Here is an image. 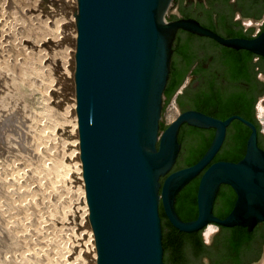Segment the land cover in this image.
<instances>
[{
    "label": "water",
    "instance_id": "1",
    "mask_svg": "<svg viewBox=\"0 0 264 264\" xmlns=\"http://www.w3.org/2000/svg\"><path fill=\"white\" fill-rule=\"evenodd\" d=\"M172 1L78 0V131L97 264H205L207 249L198 254L190 243L181 262L165 254L161 203L172 225L187 232L211 223L252 230L264 221V148L257 125L240 114L223 119L195 108L180 109L168 124L164 117V92L172 60L177 61L173 44L179 28L262 53L264 32L254 38L223 37L196 18L171 19V7L170 15L166 12ZM207 97L210 94L202 95ZM235 118L252 129L244 156L213 161ZM160 122L167 127L161 129ZM185 122L213 127L215 135L198 161L171 171L177 166L179 130ZM183 163L181 158L178 166ZM199 174L198 215L184 220L175 207L176 197ZM223 183L225 190L231 185L237 197L230 212L220 217L214 202ZM214 237L223 243L224 232Z\"/></svg>",
    "mask_w": 264,
    "mask_h": 264
},
{
    "label": "rangeland",
    "instance_id": "2",
    "mask_svg": "<svg viewBox=\"0 0 264 264\" xmlns=\"http://www.w3.org/2000/svg\"><path fill=\"white\" fill-rule=\"evenodd\" d=\"M0 5V19L6 24L0 28V174L5 178L0 179V207L7 213L0 222V246L9 237L23 236L22 246L13 244L0 250V264H12L9 254L17 251L21 264H94L75 151V80L71 74L76 1L0 0ZM31 7L42 8L43 26H30L31 15L25 12ZM10 31L16 34V41L30 39L17 51L18 66L13 49L3 51L1 47ZM180 111L173 97L164 111L165 123H171ZM262 116L259 113L264 129ZM30 171L31 188L34 182L39 188L7 195L6 189L24 187ZM11 202L24 204V208L17 210ZM33 208L37 222L30 220L35 215ZM14 221L16 226H11ZM29 228L45 231V240L33 239Z\"/></svg>",
    "mask_w": 264,
    "mask_h": 264
},
{
    "label": "flooded vegetation",
    "instance_id": "3",
    "mask_svg": "<svg viewBox=\"0 0 264 264\" xmlns=\"http://www.w3.org/2000/svg\"><path fill=\"white\" fill-rule=\"evenodd\" d=\"M171 12V19L196 18L202 25L223 37L254 38L264 32V0H173ZM208 42L213 48L208 47ZM173 47V54L177 58L175 64L179 72H182L186 66L183 60L184 54L193 58V63L186 70L184 79L176 92L178 108L181 110L198 109L194 103L203 99L202 95L206 93L218 94L227 101L241 96L244 100L249 101L253 117L261 124L258 111L259 103L264 100V53L225 45L212 36L184 28L178 29ZM234 58L249 61L247 77L232 76L231 65L226 60ZM190 77H192V83H190ZM185 124L187 123H183L179 130V137H182V140L177 164L175 163L177 166L173 167L171 171L186 166L185 163L178 166V163L181 158L183 161L185 160L191 146L199 145L206 135L215 134L213 127H199V132L186 136L183 127ZM187 125L190 130V125ZM228 133L227 128L225 140L219 151L231 147L227 142ZM188 138L191 140L189 141ZM258 142L264 148V129L262 127L258 128ZM224 185L220 187L222 196H217L214 202V213L218 216L228 214L233 207L229 208L225 202L226 196L232 193L233 187L229 185L225 190ZM210 226L213 228L209 238L206 239V231ZM220 231L224 232L223 243H219L214 237ZM250 231V238L236 250L228 243L233 232L232 227L211 223L197 231H184L182 235H188V238L182 239L183 248L178 262L188 255L185 251V244L190 243L192 247L194 237L201 235L207 249L205 264H257L264 250V221L259 222ZM179 233L181 234V232ZM180 264L192 263L186 261Z\"/></svg>",
    "mask_w": 264,
    "mask_h": 264
},
{
    "label": "trees",
    "instance_id": "4",
    "mask_svg": "<svg viewBox=\"0 0 264 264\" xmlns=\"http://www.w3.org/2000/svg\"><path fill=\"white\" fill-rule=\"evenodd\" d=\"M184 62L186 64L185 69L182 72H179L176 68L174 60H172V68L170 77L164 92L165 95V105L172 99V97L177 92L181 82L184 79L186 70L193 63V58L188 54H184ZM226 62L230 63L232 68V76L234 77H247V67L248 60H239L237 58L228 59ZM218 94L210 95L208 98L199 99L194 103V106L201 111L212 114L220 118H226L232 114L239 113L240 115L252 120L258 128H261V124L255 119L250 110L249 101L244 100L243 97L239 96L231 101L224 100L217 96ZM177 98V96H176ZM164 105V107H165ZM163 107V108H164ZM190 125V124H189ZM161 129L167 127L163 122H160ZM252 129L242 120L235 118L228 126V137L227 142L230 143V146L227 150L218 151L215 155L214 160L218 159H228V160H239L241 159L247 148V140L251 133ZM199 132V126L190 125V132ZM215 134L206 135L202 138L199 145L195 146L196 151L192 152L191 148L185 158V164L190 165L195 163L200 159V157L205 153L209 145L211 144ZM182 137H179L181 142ZM192 147V146H191ZM202 174L195 176L191 179L177 194L175 207L184 220H189L196 218L198 215V203H197V191L198 185ZM223 183L221 187L224 185ZM221 188L218 191L219 197L222 196ZM237 193L232 189V193L226 196L225 202L226 205L232 207L236 200ZM160 213L162 216V226H163V243L166 252H170L173 261H178L180 253L182 251V239L188 238V235H182L184 231H180L168 220L167 215L164 211L162 203L160 204ZM227 214H221L220 217H225ZM223 227H232L233 232L229 237L228 243L236 250L240 245L247 242L250 238L251 231L247 226L244 225H234V226H224ZM181 232V234L179 233ZM193 245L196 248L198 254L202 252L206 245L201 238V235L194 237ZM165 255V257H166ZM164 257V261H165ZM171 259V258H170ZM166 264V261H165Z\"/></svg>",
    "mask_w": 264,
    "mask_h": 264
},
{
    "label": "bare ground",
    "instance_id": "5",
    "mask_svg": "<svg viewBox=\"0 0 264 264\" xmlns=\"http://www.w3.org/2000/svg\"><path fill=\"white\" fill-rule=\"evenodd\" d=\"M65 1V0H64ZM76 1V6H75V8H76V11H75V21H74V23L76 24V15H77V8H78V0H75ZM10 2H12V1H10ZM45 2V1H44ZM68 2V1H67ZM13 3V2H12ZM15 3V2H14ZM72 3V2H71ZM66 4H68V3H66ZM69 5V4H68ZM1 6L2 5H0V8H1ZM32 8V7H31ZM3 9V8H2ZM42 10V8H32L31 10H28V11H26L25 13L26 14H28V16L29 15H31V16H29L30 17V19H31V23H30V26L32 27L33 25H36V26H43L44 24H43V22H42V19H43V16H44V13H43V11H41ZM73 17V18H74ZM2 19V18H1ZM0 19V26H2V27H0L1 29L2 28H4V24H5V22H4V20H1ZM6 25V24H5ZM67 24H66V22L64 23V26H66ZM17 26V25H16ZM17 29V28H16ZM4 30V29H3ZM45 30V29H44ZM76 32H77V25H76ZM1 31V30H0ZM33 31V30H32ZM67 31V30H66ZM3 32V31H2ZM17 32V31H16ZM21 32V31H20ZM60 33V32H59ZM58 33H56V35H57ZM76 35V34H75ZM32 36V35H31ZM4 37H5V39H4V41L2 42V48H3V51L4 50H6L7 48H9V49H13V53H12V57H15V58H17V60H16V65L18 64L17 63V61L19 62V60H18V55H17V53L20 51V47H21V44H26L25 42H30L29 40V37L28 38H22V37H20V40L19 41H16V34L15 33H13L12 31H10V32H7V34L6 35H4ZM67 38V37H66ZM1 39H2V37L0 38V41H1ZM60 39V38H59ZM53 42V41H52ZM76 44H77V37H76V39H75V41H74V47H73V52H72V60H74V58H75V54H76ZM36 47V46H35ZM1 48V49H2ZM37 49H40L39 47H37ZM18 51V52H17ZM15 54V55H14ZM15 58H14V60H15ZM75 65H76V58H75V63H74V61H73V63H72V74H71V76H72V78H73V81L75 80ZM18 66V65H17ZM74 84H75V92H74V101H73V105H72V107L74 108V126H75V131H76V140H75V144H76V155H77V158H78V164H79V167L77 166V171H78V174H79V178L81 179V181H82V190H81V192H82V201L84 202V215L86 216V222H87V225H88V227H89V233H90V236H91V240H92V246H93V248L92 249H94V253H93V255H94V264H97V250H96V241H95V236H94V232H93V230H92V228H91V226H90V220H89V217H90V210H89V206H88V200H87V195H86V190H85V183H84V176H83V167H82V161H81V151H80V140H79V131H78V117H77V97H76V83H75V81H74ZM180 113V112H179ZM259 113H260V116H262V117H264V103H263V101L261 100V102L259 103ZM177 117V116H176ZM175 117V118H176ZM174 118V119H175ZM173 119V120H174ZM172 120V121H173ZM32 158V157H31ZM24 159H26V158H24ZM31 160V159H30ZM2 161V160H1ZM26 161H28V160H26ZM22 162V161H21ZM1 164V163H0ZM25 166H26V164H25ZM28 166V165H27ZM30 169V168H29ZM26 170V169H25ZM34 170V169H33ZM27 171V170H26ZM35 171V170H34ZM76 171V172H77ZM1 172V171H0ZM24 173H26V172H23V174ZM30 173H32L31 171L30 172H28V175H27V178H24V179H26V184L24 185V187L21 189L19 186L18 187H12V188H10V189H6L7 190V192H6V194L7 195H10V194H15V192H17L18 194H25L26 192H28L29 190H31V189H33V188H39L38 187V184H34L33 183V186H32V188H31V185H32V181H33V179H31V178H29L30 177ZM33 174V173H32ZM25 175V174H24ZM35 175V174H34ZM33 176V175H32ZM31 176V177H32ZM9 178V177H8ZM33 178V177H32ZM0 179H5L4 177H3V175L2 174H0ZM6 181H8V179L6 180ZM10 182V181H9ZM22 187V186H21ZM5 189V188H4ZM14 200V199H13ZM20 200V198L18 199V201ZM16 201V200H15ZM27 202V201H26ZM13 205H14V207L17 209V210H21L22 211V209L24 208V204H15V203H13V202H11ZM19 203V202H18ZM23 203V202H22ZM27 205V204H26ZM1 206V205H0ZM4 207V206H3ZM5 208V207H4ZM3 208V209H4ZM1 207H0V222H4V220L7 218V217H5V215L7 214L6 212H4V210H3ZM11 212V211H10ZM6 213V214H5ZM33 213H35V215H34V217L33 218H31L30 217V220L31 219H33V220H31L32 222H34V221H38V217L36 216V213H37V211L33 208ZM16 217V216H15ZM17 218H18V216H17ZM14 219H16V218H14ZM19 220V218L17 219V221ZM11 223V222H10ZM14 223H15V221H14ZM16 224L17 223H15V224H11V226H16ZM30 227V226H29ZM211 227V229L213 228V226H210ZM25 228V227H24ZM42 228V227H41ZM11 229V228H10ZM30 229V228H29ZM28 229V230H29ZM37 228H35V230H34V232H33V234H31L32 235V238L33 239H35V237L38 239V240H40V241H42L43 239L45 240V236L46 235H44V233H46L45 231L43 232V234L40 232V233H38L39 231H37L36 230ZM19 230V229H18ZM24 230H26V229H24ZM29 230V231H30ZM88 230V229H87ZM23 231V230H22ZM28 231V232H29ZM36 231H37V233H38V235H35V233H36ZM15 232H17V231H15ZM21 232V231H20ZM210 233H211V231H209V229L206 231V237L207 238H209V235H210ZM14 234H17V233H14ZM23 234V233H22ZM24 235V234H23ZM30 235V234H29ZM35 235V236H34ZM34 236V237H33ZM48 236V235H47ZM13 237V236H12ZM25 237V236H24ZM29 237H31V236H29ZM48 238V237H47ZM90 238V237H89ZM16 241V242H15ZM48 241V240H47ZM52 241H53V239H52ZM22 242H23V236L22 235H20V234H18L17 236L15 235L14 236V238H11V237H9L8 239H6L5 241H4V243H2V245L3 246H0V247H2L0 250H3L4 249V246L5 247H11V246H13V244H15V245H18V246H22ZM35 242V241H34ZM29 243V242H28ZM89 244H91V243H89ZM30 245V244H29ZM33 248H34V246H33ZM28 250V249H27ZM32 251V250H31ZM34 251V250H33ZM14 253V252H13ZM13 253H11V254H9L10 255V257L8 258V260H10V261H12V260H14V261H12L11 263L12 264H21L20 263V259H19V256H18V253H20V252H15V254L13 255ZM23 253V252H22ZM25 253V252H24ZM28 253H30L29 251H28ZM34 253V252H33ZM36 253V252H35ZM31 254V253H30ZM23 255H25V254H23ZM34 255V254H33ZM21 257H22V255H21ZM34 257V256H33ZM42 259V258H41ZM43 260H45V258L43 259ZM30 261V260H29ZM260 264H264V258L262 259V261L260 262Z\"/></svg>",
    "mask_w": 264,
    "mask_h": 264
},
{
    "label": "built area",
    "instance_id": "6",
    "mask_svg": "<svg viewBox=\"0 0 264 264\" xmlns=\"http://www.w3.org/2000/svg\"><path fill=\"white\" fill-rule=\"evenodd\" d=\"M173 97L176 98V95H174ZM173 97H172V98H173ZM164 98H165V95H164Z\"/></svg>",
    "mask_w": 264,
    "mask_h": 264
},
{
    "label": "clouds",
    "instance_id": "7",
    "mask_svg": "<svg viewBox=\"0 0 264 264\" xmlns=\"http://www.w3.org/2000/svg\"><path fill=\"white\" fill-rule=\"evenodd\" d=\"M211 227L209 228V231H210ZM212 230V229H211Z\"/></svg>",
    "mask_w": 264,
    "mask_h": 264
},
{
    "label": "crops",
    "instance_id": "8",
    "mask_svg": "<svg viewBox=\"0 0 264 264\" xmlns=\"http://www.w3.org/2000/svg\"><path fill=\"white\" fill-rule=\"evenodd\" d=\"M175 95H177V94L175 93Z\"/></svg>",
    "mask_w": 264,
    "mask_h": 264
},
{
    "label": "snow or ice",
    "instance_id": "9",
    "mask_svg": "<svg viewBox=\"0 0 264 264\" xmlns=\"http://www.w3.org/2000/svg\"><path fill=\"white\" fill-rule=\"evenodd\" d=\"M210 231H211V229H210Z\"/></svg>",
    "mask_w": 264,
    "mask_h": 264
}]
</instances>
